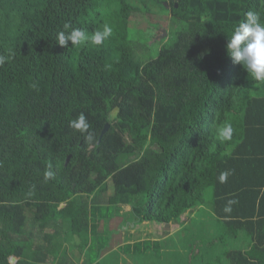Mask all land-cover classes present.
Segmentation results:
<instances>
[{
    "label": "trees",
    "instance_id": "trees-1",
    "mask_svg": "<svg viewBox=\"0 0 264 264\" xmlns=\"http://www.w3.org/2000/svg\"><path fill=\"white\" fill-rule=\"evenodd\" d=\"M248 11L264 21V0H0V264H79L69 251L100 231L92 218L123 227L111 207L136 226L197 206L218 221L203 244L217 264H264V84L225 47ZM163 14L171 41L145 60L133 28ZM66 23L113 32L60 46ZM81 113L91 143L68 127Z\"/></svg>",
    "mask_w": 264,
    "mask_h": 264
},
{
    "label": "rangeland",
    "instance_id": "rangeland-1",
    "mask_svg": "<svg viewBox=\"0 0 264 264\" xmlns=\"http://www.w3.org/2000/svg\"><path fill=\"white\" fill-rule=\"evenodd\" d=\"M154 16L156 20L162 21L158 30L135 27L132 31L149 48L140 50L145 60L156 57L160 48L171 41L167 37V16ZM151 32L154 34L151 41L154 42L150 44V40L147 41ZM165 36L167 39H164ZM129 210L125 207L116 211L111 207L108 214L109 217L117 216L119 219L116 222L120 221L122 228L119 225L115 227L116 223L110 224V219H99L98 216L92 218V223L100 222L101 225L100 231L98 229L91 233V248L83 249L87 264H208L209 261L217 264L213 258L214 250L203 245L204 239H213L218 230V221L209 212L208 206H197L183 215L184 221L178 223L144 221L136 226ZM156 240L160 242L157 244L154 242ZM129 243H132L130 247L127 245ZM70 254L79 264H84L83 255H78L77 248Z\"/></svg>",
    "mask_w": 264,
    "mask_h": 264
},
{
    "label": "clouds",
    "instance_id": "clouds-1",
    "mask_svg": "<svg viewBox=\"0 0 264 264\" xmlns=\"http://www.w3.org/2000/svg\"><path fill=\"white\" fill-rule=\"evenodd\" d=\"M70 27L66 23L64 25L65 31L58 33L56 41L60 46L67 47L69 41L72 46H99L113 32L112 27L108 24H105L102 30H97L92 34H88L80 28H73L68 31L67 29ZM225 47L233 63L240 64L252 81L264 84V21L258 12H246L244 21L235 26L231 34L227 36ZM5 60L6 57L0 56V64H3ZM68 127L83 134L87 142L95 141L94 134L89 131L91 126L85 114L81 113L77 118L70 120ZM233 133L234 129L231 123H223L216 128V137L222 143L231 141ZM55 174L53 166L49 164L44 171V181L54 179ZM228 174V172H222L218 177L219 182H226ZM232 203L233 201L230 200L224 207L226 213L231 211L230 205Z\"/></svg>",
    "mask_w": 264,
    "mask_h": 264
},
{
    "label": "water",
    "instance_id": "water-1",
    "mask_svg": "<svg viewBox=\"0 0 264 264\" xmlns=\"http://www.w3.org/2000/svg\"><path fill=\"white\" fill-rule=\"evenodd\" d=\"M109 126H110V124L109 123H106L105 124V126H104V128H103V130H102V132H101V136H100V139L102 138V136H103V134L108 130V128H109ZM70 158H71V155L70 156H68V158H67V160H66V164H68L69 163V161H70ZM15 260V258H12V261H14Z\"/></svg>",
    "mask_w": 264,
    "mask_h": 264
},
{
    "label": "crops",
    "instance_id": "crops-1",
    "mask_svg": "<svg viewBox=\"0 0 264 264\" xmlns=\"http://www.w3.org/2000/svg\"><path fill=\"white\" fill-rule=\"evenodd\" d=\"M77 248V252H78V247H76ZM86 248H88V250L90 249V243H89V245L86 247ZM75 248H73L72 250H74ZM72 250H71V252H72ZM69 254H70V251H69ZM75 254V253H74ZM82 255H83V261L85 260L84 259V251H82V253H81Z\"/></svg>",
    "mask_w": 264,
    "mask_h": 264
}]
</instances>
